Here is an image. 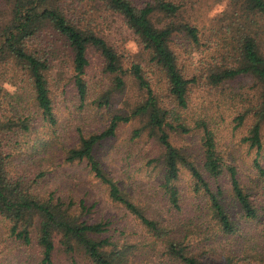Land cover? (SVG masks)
Returning <instances> with one entry per match:
<instances>
[{
    "label": "rangeland",
    "instance_id": "1",
    "mask_svg": "<svg viewBox=\"0 0 264 264\" xmlns=\"http://www.w3.org/2000/svg\"><path fill=\"white\" fill-rule=\"evenodd\" d=\"M10 1L0 0V25L10 17ZM148 3L154 0H135ZM182 8L170 18L155 12L152 20L157 26L170 21H186L199 28L200 45H193L183 34L173 37V50L179 66L188 79H194L188 92V106L176 108L180 123L189 132L169 130L171 142L196 162L213 188L221 184L227 191L225 204L237 220L239 230L232 235L221 231L218 221L210 210L208 197L196 187L191 172L181 167L179 178L174 181L180 193V207L172 206L164 177V149L157 138L144 128L140 136L135 130L145 126L142 117H133L121 123L115 136L103 141L96 148V155L108 173L128 193L147 215L170 225L173 235L184 239L203 264H264L256 256L264 252V146L258 151L245 137L249 135L255 120L260 87L252 78H239L215 85L209 78L210 69L220 65L221 50L218 46V30L228 23L222 12L227 4L221 0H177ZM72 22L83 30H91L103 37L121 55L125 69L140 63L150 78L161 105L173 108L167 83L162 72L150 62L151 54L141 43L138 35L128 25L124 16L114 11L105 0H59ZM225 17V18H224ZM264 52V30L262 31ZM39 38V39H38ZM35 47L43 50L53 45L51 67L47 72L55 113L56 124L43 120L33 99V90L26 71L14 61L0 56V87L10 94L3 97L1 121L30 115L31 131L16 127L5 136L7 151L12 152V173L23 175L27 182L37 181L35 190L42 195L55 192L79 205L82 201L91 208L87 218L91 221H108L112 240L119 247L126 246L137 264H182L165 251V243L154 239L140 220L121 203L109 196V188L97 179L85 161L66 162L61 148L78 145L80 133L88 135L100 132L110 124L114 115H131L146 95L134 76L128 71L126 86L117 89L114 75L105 70V58L95 46L88 49L89 65L85 78L88 93L81 99L73 79V56L65 39L51 27L38 37ZM108 98V101L107 99ZM5 113V116H4ZM247 113L242 124L238 116ZM174 124L179 122L170 119ZM213 131L216 149L226 167L233 166L238 178L254 203L259 216L248 219L243 216L238 202L230 191L229 171L217 180L210 178L204 169L203 124ZM264 143V125H263ZM41 141L49 142L45 146ZM4 142V143H5ZM9 142V143H7ZM9 144V145H8ZM48 162L42 177L41 160ZM9 223L0 215V264H41V247L34 229L29 244L11 234ZM56 264H90L81 251L75 253V261L67 255L56 237ZM257 253V254H256ZM253 255V256H251Z\"/></svg>",
    "mask_w": 264,
    "mask_h": 264
},
{
    "label": "trees",
    "instance_id": "2",
    "mask_svg": "<svg viewBox=\"0 0 264 264\" xmlns=\"http://www.w3.org/2000/svg\"><path fill=\"white\" fill-rule=\"evenodd\" d=\"M59 0H11L10 17L0 25V56L14 61L27 72L32 86L33 99L44 121L56 124L55 104L52 97L47 72L51 67V56L47 54L48 46L43 50L35 47L41 33L51 27L65 39L73 56V79L81 99L88 93L85 78L89 65L88 49L98 48L105 58V70L114 75L116 88L126 86V74L130 70L140 89L145 92V99L140 102L131 115H114L108 127L100 132L88 135L80 133L78 145L61 148L66 162L85 161L90 171L109 188L110 198L121 203L134 214L156 240L165 243V251L182 264H203L190 248L188 243L173 235L170 225L151 218L132 198L129 197L103 166L96 155V148L103 141L116 135L121 123L129 122L133 117H142L145 126L135 130L140 136L144 128H149L164 149V177L172 206L180 207V193L174 181L179 178L181 167L187 168L196 180V187L202 189L208 197L210 210L218 221L219 227L226 235L237 233L239 226L232 211L225 204L227 191L221 184L215 188L207 179L196 162L177 148L170 140L169 130L189 132V128L180 123L181 115L176 108L188 106L189 86L194 79H188L179 66L178 57L171 42L173 37L183 34L193 45L201 44L199 28L186 21H170L157 26L152 15L160 12L166 17L179 14L182 5L177 0H154L138 3L135 0H105L114 10L122 14L128 25L138 35L141 43L149 50L150 62L163 73L169 96L173 99V108L161 105L150 78L140 63H133L125 69L121 55L101 36L91 30L79 28L57 4ZM227 8L222 12L228 20L226 25L217 31L221 50V62L210 69L209 78L215 85L239 78H252L260 87L259 101L255 109V120L245 137L251 146L260 151L263 146L264 125V52L262 51V34L264 30V0H221ZM38 38V39H37ZM0 87V117L3 109V97L9 95ZM108 101V98H106ZM5 116V113H4ZM247 113L238 116L239 124L244 122ZM170 119L179 123L174 124ZM30 115L18 121L0 120V215L9 223L11 234L26 244L31 243L34 229L37 231V242L41 247V264H56V237L60 236L63 251L75 261V253L81 251L90 264H137L131 259L127 247H119L112 240L108 221H91L86 216L91 211L83 201L77 205L73 199L68 201L50 192L46 196L35 190L37 181L27 182L23 175L12 173L13 153L7 151L5 136L9 139L10 132L16 127L22 131H31ZM204 169L214 178L219 179L227 168L230 176V191L239 204L243 216L255 219L259 216V207L252 196L242 186L237 170L233 166L226 167L216 149L213 131L204 123ZM10 141V139H9ZM5 142V143H4ZM45 150L49 142L41 141ZM9 143V142H7ZM9 145V144H8ZM46 162L41 160L42 177L47 172ZM264 234V229H263ZM257 254V253H256ZM253 256V255H251ZM264 260V252L258 256Z\"/></svg>",
    "mask_w": 264,
    "mask_h": 264
}]
</instances>
